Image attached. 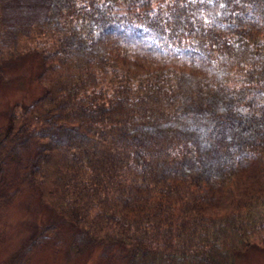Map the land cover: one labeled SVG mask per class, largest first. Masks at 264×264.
<instances>
[{"label": "trees", "instance_id": "obj_1", "mask_svg": "<svg viewBox=\"0 0 264 264\" xmlns=\"http://www.w3.org/2000/svg\"><path fill=\"white\" fill-rule=\"evenodd\" d=\"M42 2L43 93L1 132L0 198L30 187L121 264L264 247V0Z\"/></svg>", "mask_w": 264, "mask_h": 264}, {"label": "rangeland", "instance_id": "obj_2", "mask_svg": "<svg viewBox=\"0 0 264 264\" xmlns=\"http://www.w3.org/2000/svg\"><path fill=\"white\" fill-rule=\"evenodd\" d=\"M47 7L42 0H0V135L11 113L43 93L39 59L28 50L51 39ZM8 197L0 198V264H121L74 234L30 187ZM235 264H264V247L250 249Z\"/></svg>", "mask_w": 264, "mask_h": 264}]
</instances>
